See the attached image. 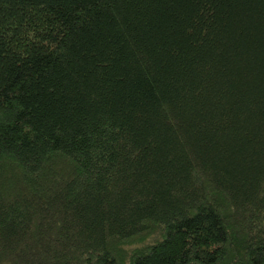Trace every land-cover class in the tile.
I'll return each mask as SVG.
<instances>
[{"label": "trees", "instance_id": "16d2710c", "mask_svg": "<svg viewBox=\"0 0 264 264\" xmlns=\"http://www.w3.org/2000/svg\"><path fill=\"white\" fill-rule=\"evenodd\" d=\"M0 264H264V0H0Z\"/></svg>", "mask_w": 264, "mask_h": 264}]
</instances>
